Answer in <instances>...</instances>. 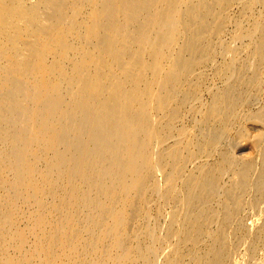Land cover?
I'll return each instance as SVG.
<instances>
[{"label": "bare ground", "instance_id": "bare-ground-1", "mask_svg": "<svg viewBox=\"0 0 264 264\" xmlns=\"http://www.w3.org/2000/svg\"><path fill=\"white\" fill-rule=\"evenodd\" d=\"M263 71L264 0H0V264H264Z\"/></svg>", "mask_w": 264, "mask_h": 264}, {"label": "rangeland", "instance_id": "rangeland-1", "mask_svg": "<svg viewBox=\"0 0 264 264\" xmlns=\"http://www.w3.org/2000/svg\"><path fill=\"white\" fill-rule=\"evenodd\" d=\"M255 12H257V9L255 10ZM232 15L235 17V19H237V20H239V21H243V18L241 19L240 17H238V15H239V13H238V10H237V8L235 9V10H233L232 11ZM231 26V25H230ZM229 26V30L227 31V33L225 34V36H224V41H225V43L226 44H228V45H230L231 47H232V50H239L240 49V47L243 45V44H245V43H247L248 44V42H249V40L248 39H237V38H234L233 36H232V30L234 29L233 28V26L232 27H230ZM233 28V29H232ZM234 38V39H233ZM246 40H248V42L246 41ZM239 48V49H238ZM244 54V53H243ZM243 56V55H242ZM230 57H231V54H228V59H230ZM208 71V72H207ZM205 74H206V76H207V81H206V87L207 88H209V90H216V89H219V88H221V87H223L224 85V82H222L219 78H216V77H214V73H213V71H212V68L211 67H209V68H207L206 70H205ZM212 73V74H211ZM214 77V78H213ZM262 77H264V71H263V73H262ZM216 78V79H215ZM208 85V86H207ZM201 98H202V100L204 101V102H206L208 99H209V95L208 94H206V93H203L202 94V96H201ZM255 98H257V100H255ZM248 99H250L251 101L254 99L255 101H253V102H251V101H249V102H247L246 104H250L249 106H247L246 104V106H245V108H244V110H243V112L246 110H249V113H251V111L252 112H254V111H258L260 108H264V89L262 90V93L260 92L259 93V96H257V95H253V97H249ZM247 107H249V109L247 108ZM243 109V108H242ZM240 111H242V110H240ZM245 111V112H246ZM188 124V123H187ZM187 124H185V125H187ZM246 141V142H245ZM250 141V138L249 137H245L244 139H243V141H242V144H244L243 145V150L242 151H239V150H237V149H235V147L234 146H232L230 149H231V151H232V156L234 155L235 157L234 158H236V157H238V158H236L237 160H241V158H249L250 156V151H249V149L246 147V145L248 144V142ZM243 156V157H242ZM189 170H190V168L191 167H189V165H188V167H187ZM153 222H149V224L150 225H155L157 222H156V220L154 221V220H152ZM156 222V223H155ZM263 244H264V242H263ZM261 255V254H260ZM264 245H263V253H262V256H261V259H262V262L264 261Z\"/></svg>", "mask_w": 264, "mask_h": 264}]
</instances>
